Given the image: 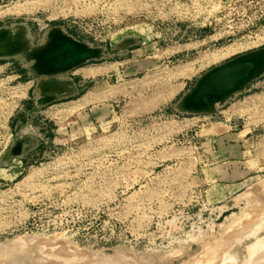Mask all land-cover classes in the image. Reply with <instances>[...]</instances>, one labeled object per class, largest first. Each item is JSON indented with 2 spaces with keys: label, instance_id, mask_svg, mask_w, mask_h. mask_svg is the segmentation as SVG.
Here are the masks:
<instances>
[{
  "label": "rangeland",
  "instance_id": "1",
  "mask_svg": "<svg viewBox=\"0 0 264 264\" xmlns=\"http://www.w3.org/2000/svg\"><path fill=\"white\" fill-rule=\"evenodd\" d=\"M259 49L264 0H0V264H264V71L189 99Z\"/></svg>",
  "mask_w": 264,
  "mask_h": 264
},
{
  "label": "bare ground",
  "instance_id": "2",
  "mask_svg": "<svg viewBox=\"0 0 264 264\" xmlns=\"http://www.w3.org/2000/svg\"><path fill=\"white\" fill-rule=\"evenodd\" d=\"M61 38H62V36H60L59 40H61ZM64 38H66V37H64ZM57 40H58V38H57ZM59 44H62V45L58 48L53 49L54 47H56ZM54 45H55L54 47L51 46L53 50L51 51V57H49L52 60V61H50L51 63L49 64V67H53V68L60 66V63L54 62V60L59 61L60 58L64 57L63 61H71L72 63L73 62L76 63L74 59L77 58L78 56L89 53L87 49H90V48L82 47L81 46L82 44L79 45L73 39H71V40L63 39L61 42L54 44ZM81 59H84V58H81ZM78 60H80V59H78ZM253 64H254L253 61H249V62H245V63H239L235 66L226 67V68L222 69L217 74L208 76L204 80L202 85L199 87L195 98L199 99L202 97L203 102H205L211 106H213L216 102H220V103L225 102V100L227 99L228 96L231 95V93L221 94L223 89H225L227 87L235 86L236 84L238 85L237 88L242 87L243 84L245 83V80H239V79L242 76V74L247 71L248 67L253 65ZM206 106H208V105H206ZM225 248H227V247H225ZM248 248H249L250 256L253 257L256 253L257 247H255V245H254V246H250V247L248 246ZM253 253H254V255H252ZM257 257H258V259L261 258V257H259V255H257ZM198 258L200 259L203 257H198ZM199 259L193 263L194 264H216L215 263L216 260H219L217 258V256L215 257L214 254H211L207 259H200V260ZM220 260H222V259H220ZM230 264H235V262H231Z\"/></svg>",
  "mask_w": 264,
  "mask_h": 264
},
{
  "label": "water",
  "instance_id": "3",
  "mask_svg": "<svg viewBox=\"0 0 264 264\" xmlns=\"http://www.w3.org/2000/svg\"><path fill=\"white\" fill-rule=\"evenodd\" d=\"M62 44L57 45L55 48L60 47ZM53 49H49L48 51V56L51 57V51ZM88 55L84 54L81 56H78L77 58H75L74 60H78L81 58H87ZM64 57L60 58L59 61L54 60V62H58L61 64V62L63 61ZM249 61H253V65L249 66L247 71L245 73L242 74V76L240 77L239 80H245V83L243 84L242 87L237 88L238 85L236 84L235 86L232 87H227L225 89H223V91L221 92V94H227V93H231V95L234 92H237L238 90H240L241 88H243L245 86V84L247 83V81H249L250 79H252L254 76H256L257 74L261 73L264 71V49H259V50H255L246 54H242L239 55L237 57H235L234 59L225 62L215 68H213L212 70L208 71L206 74H204L198 83L197 88L192 92L191 96H189V99L191 100V107L194 109H201L203 106L201 105V103H203L202 97L199 99H196V93L198 92L199 87L202 85V83L204 82V80L210 76V75H214L219 73L222 69L226 68V67H230V66H235L239 63H245V62H249ZM71 62V61H68ZM204 96V95H203ZM205 103V102H204Z\"/></svg>",
  "mask_w": 264,
  "mask_h": 264
}]
</instances>
